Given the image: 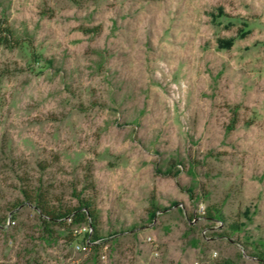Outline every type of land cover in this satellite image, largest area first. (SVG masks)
<instances>
[{
  "label": "rangeland",
  "instance_id": "1",
  "mask_svg": "<svg viewBox=\"0 0 264 264\" xmlns=\"http://www.w3.org/2000/svg\"><path fill=\"white\" fill-rule=\"evenodd\" d=\"M0 20V264H264V0H0ZM26 193L92 199L99 240Z\"/></svg>",
  "mask_w": 264,
  "mask_h": 264
},
{
  "label": "trees",
  "instance_id": "2",
  "mask_svg": "<svg viewBox=\"0 0 264 264\" xmlns=\"http://www.w3.org/2000/svg\"><path fill=\"white\" fill-rule=\"evenodd\" d=\"M18 44L19 41L14 38L11 29L4 21L0 20V46L12 49L18 46ZM90 185L93 186L92 183H90ZM26 198L29 201L33 200V202L37 205L38 210H40L42 216L47 220L54 221L66 219L70 220L73 224L76 225L89 226L91 231L93 232L92 236L94 238V241L99 240L96 233L98 210L92 199H85L78 196V205L62 211L50 207L43 200L41 194H38L34 198L31 195L27 194ZM215 212V214H218L217 211ZM207 214L211 217H214V215L209 212Z\"/></svg>",
  "mask_w": 264,
  "mask_h": 264
}]
</instances>
